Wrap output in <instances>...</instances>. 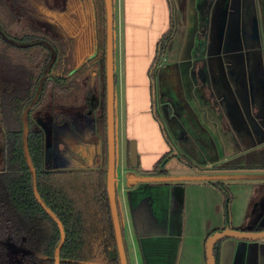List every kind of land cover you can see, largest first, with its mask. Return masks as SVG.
Instances as JSON below:
<instances>
[{"label":"crops","instance_id":"0c3cea01","mask_svg":"<svg viewBox=\"0 0 264 264\" xmlns=\"http://www.w3.org/2000/svg\"><path fill=\"white\" fill-rule=\"evenodd\" d=\"M116 1L117 9L113 0L114 37L117 32L120 75L118 72L117 77L115 73V88L119 87L120 134L122 136L124 129L129 142L137 141L140 158H145L143 163L141 160L139 169L145 166L146 172H154L158 164L172 152L171 144L174 145V141L177 149H186L191 143L197 146L199 153L212 157L211 162L207 160V163L193 167L195 174L199 173L197 169L205 173L211 172L208 175L223 174L226 171L240 175L264 170V167L251 163L219 165L216 154L221 155L226 149L235 148L238 144L248 155H264V138L261 139L262 135L264 137V102L262 111L260 109L252 116L249 115L245 111L248 100L244 98L240 102L234 94L235 86L231 88L227 75L230 67L211 64L210 59L206 63L202 60L194 61L191 56V38L198 36L200 46H203L205 43L201 38L214 35L213 31L219 30L214 21L225 22L228 14H231L229 6L236 0ZM247 1L251 2V9L244 8L242 13L249 14L258 21L264 58V0H240L242 3ZM220 29L222 33V28ZM169 34L171 39L160 64L156 60L158 45ZM257 69L258 77L253 79L256 81L253 85L263 89L264 61ZM262 100L264 101V97ZM256 130L260 131V137L255 135ZM243 143H250V146L246 147ZM80 145L75 150L83 152L77 153L76 163L83 166L87 162L92 165L91 151L87 149L90 152L87 153L85 145ZM177 159L178 156L172 158ZM133 179H143L136 183L129 179V183H135L133 188L138 186L136 184L146 183L147 187L154 184L144 181L152 179L145 175ZM173 182L175 181L167 184L174 185ZM184 183L186 182L176 183L173 188L170 212H175L178 207L179 219L175 227L169 222V217H162L158 220L162 221L159 227L162 231H159L155 224L158 221L154 220L148 207L131 209L133 215L140 220L138 226L134 216L133 238L139 241L153 231V236L148 235L151 237L147 239L163 241V252L160 254L163 256L154 252L153 259H150L147 254V260L143 264H157L156 260H164L166 248L171 246L172 241L169 264H191L192 257L193 264H207L205 244L211 234L226 228L245 232H256L254 230L261 228L263 231L259 232H264V180H224L233 197L230 226H227L223 216L225 197L220 189L203 180L187 183L190 186L204 187L205 190L210 189L207 191V202L211 203V211L199 217L202 212L196 207V203L198 200L202 202L203 198L187 199ZM255 207L259 208L258 212ZM188 248L190 251L194 248V256L189 253ZM219 264H264V242L226 240L220 245Z\"/></svg>","mask_w":264,"mask_h":264},{"label":"trees","instance_id":"16d2710c","mask_svg":"<svg viewBox=\"0 0 264 264\" xmlns=\"http://www.w3.org/2000/svg\"><path fill=\"white\" fill-rule=\"evenodd\" d=\"M92 1L100 46L99 59L103 70V119L104 128L107 130L106 7L104 0ZM34 11L27 0H0V113L7 141L6 169L0 173V229L24 238V246L31 255L22 258L20 264H55V253L62 238L61 229L35 197L33 175L24 152L21 116L23 109L34 98L43 72L51 59V53L45 43L54 47L57 40L40 28L29 27L16 39L11 38L7 32L11 25ZM170 39L171 34L162 39L158 45L156 60L161 59ZM58 54L61 55V70L65 55L64 52L63 57ZM8 82L16 86L12 95L6 92ZM49 86L50 82L45 83L42 91H46ZM28 148L36 172L39 197L61 222L65 233V243L60 251V264H120L107 192V142L104 163L100 170H44L43 139L41 134L32 128L28 137ZM166 165L164 158L157 166L161 167L159 173L163 177L167 176ZM208 173L211 172H206ZM222 173L220 175L234 174L232 171ZM211 183L220 189L225 197L224 214L226 224L230 226V208L233 200L231 192L224 181ZM132 196L133 193H130V202ZM117 205L124 237L118 197ZM223 242L215 247L217 264L220 245Z\"/></svg>","mask_w":264,"mask_h":264},{"label":"flooded vegetation","instance_id":"af4514ba","mask_svg":"<svg viewBox=\"0 0 264 264\" xmlns=\"http://www.w3.org/2000/svg\"><path fill=\"white\" fill-rule=\"evenodd\" d=\"M230 8L234 10L232 11ZM244 8L245 10L251 9V2L247 1L242 3L240 0H236L231 4V6H229V12L231 14H228V19H226L225 22L214 21L219 27V30L213 31L214 35L206 36L205 44L201 46L202 52L205 54V59H203L205 63L210 59L211 64L230 67L228 70L229 73L227 74L229 82L232 89L235 86L236 90H239L241 101L247 97L244 93L245 77V80L250 77L253 84H256V81L253 79L258 77L257 67L264 61L260 44L253 36L254 17L240 12L239 9L242 10ZM74 9L76 11L74 10L70 13H65L68 17L66 18V22L62 23L64 27L61 26V29L50 28L49 30H51L52 33L42 30L55 38L57 43L55 44L54 42V47L45 43V46L51 53V59L43 72L34 98L31 103L23 109L21 116L24 152V115L26 114L28 128L27 148L30 128H32L36 133H40L43 139V168L46 171L66 169L100 170L104 163L106 142L108 146L107 130L104 128L103 119V70L102 62L99 59L100 46L95 24L94 5L93 10L91 9L89 11L92 14L83 12L82 4L79 2L74 5ZM84 9H89V6L85 4ZM223 23L225 25V32L221 35L220 28H222ZM57 51L62 54V57L63 52L65 55V60H62L61 70V62L59 63V61H61L59 60L61 55H59ZM54 55L55 61L52 64ZM209 56H212V58H208ZM247 66L251 68L249 69ZM90 68H93L95 71L94 76L93 70L89 71ZM43 78L44 82L41 87ZM47 82H50V86L43 92L44 84ZM246 82L249 85L248 80ZM8 86L6 87V92L8 95H12L16 86L11 82H8ZM234 94L236 96L235 90ZM36 97L37 100L35 99ZM263 97V89H260L255 85L254 98L256 108L254 112L257 113L260 109L262 111L264 102L262 100ZM62 109L72 112L63 114ZM88 111H90V115H92L89 118L86 114ZM245 111L247 112V108H245ZM75 119L79 121L82 120L83 126L77 125ZM1 129V132H3V146L0 148V158L2 161V163L0 162V173L5 171L7 163V141L4 127ZM255 133L257 137L261 136L259 130H256ZM74 134L77 136V141L75 143H73L75 139ZM80 144L85 145L87 153H90L87 149L91 151V155H93L92 165L87 162L83 166L76 163L77 153L82 154L83 152L81 150L77 152L78 146H81ZM75 148H77V150H75ZM86 152L84 151V153ZM141 190L137 189V191ZM134 196L135 195L132 197ZM129 205L131 209L139 207L138 205ZM177 208L178 207L175 208L176 211L171 213V217H169V222H172L174 227L178 224L176 223L178 220L175 221V218H178ZM170 210L171 208L169 209V212ZM154 211L156 212L155 208ZM26 255L23 257L21 255V259L18 261L21 262L22 258Z\"/></svg>","mask_w":264,"mask_h":264},{"label":"rangeland","instance_id":"374dc122","mask_svg":"<svg viewBox=\"0 0 264 264\" xmlns=\"http://www.w3.org/2000/svg\"><path fill=\"white\" fill-rule=\"evenodd\" d=\"M29 6L32 8V10H35L33 14L30 15L28 13L26 18H23L22 20H19L15 24L11 25L9 29L7 30L8 34L11 38H18L21 37V33L23 30L32 27V28H40L41 30L48 31L49 33H52L50 28H56L61 29L62 23L66 22V18L68 15L65 13H70L74 11V5L79 2L82 4L83 12L85 13H91L89 12L91 9L93 10V4L92 0H27ZM115 0V8L117 9V4ZM88 5L89 9H84V5ZM76 11V10H75ZM92 14V13H91ZM85 27V26H84ZM83 27V28H84ZM87 28V27H85ZM205 33V32H204ZM117 32H115V73L118 77V72L120 75V68L118 67V39H117ZM202 41L205 43L204 40H206V36L201 38ZM191 42L193 44L192 48V59L194 61H199L205 59V54L202 52V48L200 46L199 38L198 36H195L194 38H191ZM175 50V47H174ZM162 59L159 60V62ZM161 64V62H160ZM152 67V66H151ZM93 70V68H90L89 71ZM95 74V71L93 70V76ZM1 84V83H0ZM115 107L117 111V126H116V177L118 179L117 183V197L118 202L121 209V216H122V222L124 227V237H125V244L127 247L128 252V259L129 264H143V262L146 260H143L145 258V252L150 256V259H153L154 252L158 255H160L162 251V239H147L150 238L151 232H148L147 236L143 239H140L139 241L136 238H133V220L137 219L135 214L133 215L130 205H138L143 207H148L149 211L154 218V220L158 221L161 219V217H171V212H169V209L172 207L173 203V188L176 186V183H184L183 187H185V195L187 199L193 200L203 198V203L198 200L196 203V207L201 209L202 214L199 217H202V215L205 216V214H208L211 211V203L207 202L208 194L207 191L210 189H206L201 186H190L187 184L189 181H175L173 182L174 185L167 184L164 182H155L154 184H151L149 187H146V183L143 184H136L138 186L134 187L135 183H129V179H133L136 177H141L143 175L147 177H163L160 175V168H156L154 172H146L147 169L144 170V167H137L133 168L130 164V153H129V147L131 140L129 142L127 138V134L124 129L122 131V136L120 134V96H119V87L115 88ZM1 90V85H0ZM1 94V92H0ZM72 111H67L66 109H62V113H71ZM88 115V118L91 117L90 111L86 113ZM75 123L77 125H82L83 121H79L75 119ZM76 125V126H77ZM83 126V125H82ZM1 128L3 126L1 125V117H0V148L3 146V132H1ZM162 129V126H161ZM125 133V134H124ZM74 142L77 141V136L74 134ZM263 135L261 136V139H263ZM263 141V140H261ZM137 142V141H136ZM170 143V141L168 140ZM171 144V143H170ZM174 145H177L173 141ZM244 145H247L246 147L250 146V143H243ZM173 146L171 148V153L169 156L166 157V161L169 163L166 167L167 176L164 177H171V178H178V179H185V178H192L196 174V176L202 174L205 175V172H202L201 170L197 169L199 173H194L195 168L202 164L207 163V160L211 162V158L199 153L200 150L197 148L195 144H189V146L185 149H177L176 146ZM183 145V144H182ZM238 145V144H237ZM235 145V148L226 149V151H223V154H217V160L219 161V165H226V166H232L233 164L236 165H245L248 163L258 165V167H264V155H260L261 153H252L248 155L246 152L244 153L243 150ZM185 146V145H184ZM221 151V152H222ZM178 156L177 160H172V156L176 155ZM51 156V155H50ZM180 156V157H179ZM1 157V154H0ZM207 157V158H206ZM138 158H139V164L144 162L145 158H140L139 152H138ZM186 161V162H185ZM0 162L1 158H0ZM217 167V166H216ZM139 169V170H138ZM193 169V170H192ZM217 171V170H216ZM261 172H264L262 170ZM254 182H257L259 180H253ZM208 183L212 181H207ZM194 184V182H191ZM167 184V185H166ZM186 184L188 186H186ZM228 186V184H226ZM260 187V185H258ZM144 187V188H143ZM142 188V190H141ZM137 189H140L141 191H137ZM188 189V190H187ZM132 191V192H130ZM231 192V190H230ZM130 193H133L135 195L132 197V201L130 203ZM129 208V209H128ZM154 208L156 212L154 211ZM137 209V208H136ZM258 207H255V211L258 212ZM255 212V215L257 213ZM230 214H231V208H230ZM135 216V219H134ZM223 216L225 219L224 214V207H223ZM179 220L177 217L175 218V221ZM140 221V220H139ZM231 221V217L229 219ZM226 222V219H225ZM157 226V229L159 230V227L162 225V221H158L155 223ZM199 226L201 225V222L198 223ZM162 231V230H159ZM151 235V236H148ZM24 238L22 236H14L11 234H8L4 232V230L0 229V264H20L21 255L22 257L24 255H31L28 249L24 246ZM194 248H188L189 253L194 256L195 250ZM173 250V241L169 248H166L165 257L164 260L157 261V264H169V259L172 255ZM186 252V251H185ZM163 256V255H160ZM183 259V257H182ZM19 260V261H18ZM182 261V260H181ZM194 263V259L192 257L191 264Z\"/></svg>","mask_w":264,"mask_h":264},{"label":"water","instance_id":"95a60500","mask_svg":"<svg viewBox=\"0 0 264 264\" xmlns=\"http://www.w3.org/2000/svg\"><path fill=\"white\" fill-rule=\"evenodd\" d=\"M105 7H106V20H107V39H106V79H107V140H108V169H107V192L109 196L110 208H111V215L114 225L116 243L119 253V260L120 264H129L127 251L125 247V240L123 237V230L121 226L118 205H117V183L118 179L116 177V125H115V61H114V2L113 0H104ZM230 10H234L230 8ZM242 12L241 9H239ZM235 13V12H233ZM238 13V12H237ZM225 32V25H222V34ZM253 36L254 39L258 41L261 46V40L259 35V24L256 18H254V29H253ZM26 47V46H22ZM55 61V55L53 56V62ZM51 64V65H52ZM246 69V67H245ZM246 79V77H245ZM244 79V93L247 95L246 99L248 100L247 104V113L249 115L254 114V110L256 108L255 98H254V85L252 79L249 77L247 80L249 85L247 84V80ZM44 78L41 82V87L43 85ZM41 89V88H40ZM264 89V85H263ZM40 91V90H39ZM236 97L241 102V98L239 97V90L235 89ZM39 94V93H38ZM37 94V97H38ZM37 97L35 98L37 100ZM252 99V101H251ZM35 100V101H36ZM250 100V101H249ZM24 124H25V152L27 155V162L31 169V173L33 175V183H34V194L38 202L42 205V207L47 210V212L55 219L61 229V242L59 247L55 253V264H60V251L65 243V233L61 222H59L55 216L46 208L43 201L40 199L38 191H37V177L36 172L33 167L31 158L29 156V151L27 148V136H28V128L26 123V114L24 115ZM130 153V164L133 168H137L139 166V158H138V149H137V142L131 141L129 147ZM177 157L173 155L171 158ZM244 173V172H243ZM238 180V179H250V180H264V174L262 172H252L246 174L234 173L227 176H223L220 174L217 175H202L200 174L197 177L192 178H185V179H178V178H169V177H158L147 179L144 181H150L152 183L155 182H164V183H171L172 181H194V180H203V181H224V180ZM143 180V179H141ZM140 179H132V182H140ZM137 224L139 226L138 218ZM226 240H235L239 242H246V243H259L264 242V232H245L239 230H233L230 228H226L225 230L215 232L211 234L205 244L206 250V260L207 264H217L216 258L214 255L215 247Z\"/></svg>","mask_w":264,"mask_h":264}]
</instances>
